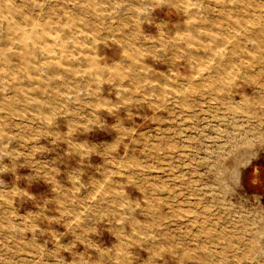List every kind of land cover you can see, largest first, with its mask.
I'll list each match as a JSON object with an SVG mask.
<instances>
[{
  "label": "rangeland",
  "instance_id": "obj_1",
  "mask_svg": "<svg viewBox=\"0 0 264 264\" xmlns=\"http://www.w3.org/2000/svg\"><path fill=\"white\" fill-rule=\"evenodd\" d=\"M0 264H264V0H0Z\"/></svg>",
  "mask_w": 264,
  "mask_h": 264
}]
</instances>
